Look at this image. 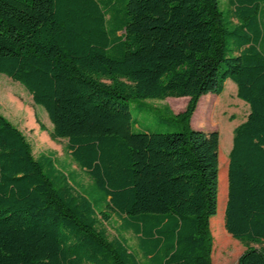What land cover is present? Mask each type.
I'll use <instances>...</instances> for the list:
<instances>
[{
  "label": "trees",
  "instance_id": "trees-1",
  "mask_svg": "<svg viewBox=\"0 0 264 264\" xmlns=\"http://www.w3.org/2000/svg\"><path fill=\"white\" fill-rule=\"evenodd\" d=\"M228 2L225 13L219 0H0V73L46 110L93 188L35 156L0 113V264H216L215 212L219 250L233 236L246 244L237 264H264L250 244L264 239V0ZM227 78L249 110L223 215L219 132L190 120ZM169 95L188 96L180 130L132 129L131 99ZM112 215L137 249L109 236Z\"/></svg>",
  "mask_w": 264,
  "mask_h": 264
},
{
  "label": "rangeland",
  "instance_id": "rangeland-1",
  "mask_svg": "<svg viewBox=\"0 0 264 264\" xmlns=\"http://www.w3.org/2000/svg\"><path fill=\"white\" fill-rule=\"evenodd\" d=\"M219 6L225 13L230 9L228 0H219ZM187 100V95L131 99L129 107L132 129L150 131L180 130V125L172 119V116L185 107ZM248 110L247 102L236 94V83L227 78L221 93L207 92L199 97L190 120L191 125L195 128H201L205 131L216 129L219 132L218 155L221 156L222 164L220 165L224 168L226 176L222 187L221 201H218V185L217 206L221 207L222 205L223 215L227 198L228 152L232 144L233 129L245 119ZM0 113L9 118L24 132L31 143L35 156H39L41 153L51 155L54 158L56 167L68 175L76 189L87 194L93 192L91 176L77 165L68 150H66V139L59 138L55 140L50 137L49 129L52 123L46 110L34 103L31 94L21 83L11 79L4 73H0ZM215 214L216 212L210 216L209 222L213 245L216 246V264H237L238 256L245 249L246 244L231 236L234 243L227 244L219 250L217 242L215 244L218 229L219 227L225 229V227L224 223L217 226L216 223L211 221ZM106 224L109 236L120 232L126 237L128 244L133 249H137L134 234L131 231L120 230L119 219L116 215H112ZM250 244L257 247L264 246V239L261 242H250Z\"/></svg>",
  "mask_w": 264,
  "mask_h": 264
},
{
  "label": "crops",
  "instance_id": "crops-1",
  "mask_svg": "<svg viewBox=\"0 0 264 264\" xmlns=\"http://www.w3.org/2000/svg\"><path fill=\"white\" fill-rule=\"evenodd\" d=\"M126 231V230H125ZM122 234V233H121ZM123 235V234H122Z\"/></svg>",
  "mask_w": 264,
  "mask_h": 264
}]
</instances>
